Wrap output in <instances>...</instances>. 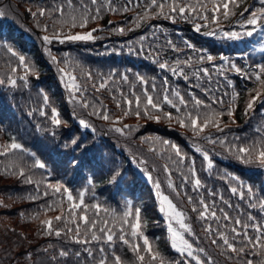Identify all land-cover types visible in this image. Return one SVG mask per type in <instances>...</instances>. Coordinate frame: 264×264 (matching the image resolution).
<instances>
[{"label":"trees","instance_id":"obj_1","mask_svg":"<svg viewBox=\"0 0 264 264\" xmlns=\"http://www.w3.org/2000/svg\"><path fill=\"white\" fill-rule=\"evenodd\" d=\"M82 2L91 6L90 0ZM127 2L113 0L114 6L120 11L105 10L100 18L89 20L87 26L81 28L78 25L73 27L70 22L62 24L60 21L64 17L54 11L63 4L65 17L69 13L78 15L79 8L74 12L67 6L66 0H0V13H3L0 15V80L4 81L0 84V152L13 138L23 148V151L16 150L7 156L0 155V218L12 222L0 225V264L16 262L14 250L8 243L15 233L18 234L17 239L24 238L31 247H36L32 255H42L44 264H93L92 258L83 251L85 246L72 239L75 236V224L82 213L77 211L76 221L71 219L63 188L72 192L74 202L77 203L80 192H84L89 219L98 220V227L102 226L99 221L107 220L109 227L115 224L113 231L119 228L129 205L133 211L140 208V231L147 236L152 248L151 253L143 250V237L138 241L133 240V243L138 242L142 246L140 255L145 257L143 264H177L178 261H185L187 258L171 247L166 217L158 207L155 188L157 180L161 183V191L169 195L178 208L185 212L186 221L195 233L186 237L194 248L205 249L204 253H199L201 259L211 256L215 264H241L239 259H229L228 254L211 243L214 237L204 232L206 224L198 219L197 213L191 211L192 205L186 199L176 197L168 187L169 177L164 171L165 165L172 173L170 179L180 189L181 175L188 173L189 165L194 161L197 176L201 180L200 193L206 201L213 199L208 195L210 189L222 194L233 205V208H228L219 202L218 196L215 197L217 207L225 208L230 216L239 215L246 221L247 216L251 215L257 223H264V209L261 208L264 203V168L256 163L244 164L228 150L226 144H213L204 139L211 135L213 139L227 137L229 142H233V137L239 136V143L247 145L250 141L264 137V103H257L254 110L245 114V106L250 98L249 89L260 86L254 79L248 80L242 73L230 69L220 59L221 56H227L229 62L235 63L242 72L249 65L264 63V31L258 29L252 37L232 40L222 34V31L250 30L251 26L240 27L243 22L240 13L244 8H259V0H238V7L229 4L235 14L227 20L222 16V0H177L180 6L196 7L200 13L208 9L209 22L206 26L205 21L191 12H187L190 19L179 15L169 17L167 6L163 15H157L159 9L149 8V0H139L138 6L129 4L128 10L124 11L123 6ZM73 3L79 5L81 0H73ZM217 4L221 5L215 13L219 17V24L211 22L210 10ZM40 8L52 12V15L46 13L44 16L33 17L29 9L35 12ZM138 15L143 19L137 20ZM197 24L201 25L200 31H196ZM44 25H48L47 31ZM92 29H97L92 33L95 38L88 41L60 43L53 39L51 43H45L42 40L45 35L53 37L59 33L63 38L64 35L89 32ZM209 31H215L216 34H204ZM168 41L179 50L174 51L169 47ZM186 42L192 47H187ZM8 47L17 55L8 52ZM157 53L160 62L167 61L170 66L177 59L184 66L183 62L191 58L192 67L185 66L189 80H184L179 74L173 75L167 69H160L156 62ZM20 55L25 57L31 71L26 72L18 66ZM202 55H212L214 60L209 62L205 59L201 62L199 58ZM52 57H56L57 62H53ZM213 65L216 69H213ZM12 68H17V71L13 73ZM197 68L209 69L213 89L211 95L217 99L223 97V105L213 103L210 95L195 87L198 82L208 87L206 79L197 81L192 76ZM61 69L75 76L77 83L85 85L87 91L76 93L73 100L72 89L66 86L68 76ZM88 73H91L92 80L86 79ZM25 75L26 81L20 79ZM124 75L128 77L127 82L121 79ZM9 77L16 80L15 86L8 83ZM165 78L167 85L164 84ZM104 79H109L107 87L95 91L92 85L98 86ZM229 80L231 86L228 85ZM217 85L220 86L218 91ZM165 87L170 90V98L175 101L171 90L179 91L190 106L188 93L191 89L199 99L210 105L207 109H201V112L215 113L214 119L224 131L210 124L197 136L190 127L181 126L176 121V110L167 104L163 105V111L172 113L171 120L151 109L149 111L152 115L161 117L159 120L144 115L138 117L135 114V103L130 114L124 115L128 106L123 97L134 101V96L130 95L134 91L141 96L143 108L144 89L155 101L160 102ZM233 94H238L235 101L231 100ZM45 95L48 97L47 105L43 100ZM82 100L94 104L96 109H106L110 120L92 115L93 107L82 108L79 103ZM117 100L121 101L120 107H117ZM229 105L234 109L231 116L227 113ZM53 107L57 109L61 120L59 126H53L50 119L40 115L43 109L47 117H50ZM221 111L223 115H219ZM117 117L120 118L119 122H115ZM80 120H85L90 127L80 125ZM125 125L128 128L123 133L114 130L124 128ZM257 129L262 131L258 133ZM74 139L76 145L72 144ZM164 141H168L169 145ZM170 144H176L181 154L187 157L182 165L173 163L178 158ZM197 148L209 153L211 168L201 152L196 151ZM72 158L79 161V167L74 168L69 163ZM36 160L44 163L45 168L33 167ZM20 168L24 169L25 177H20ZM149 175L152 179L148 178ZM28 177H31L32 183L25 182ZM49 184L62 185L61 193L48 188ZM231 187L243 191L245 198L241 200L238 195H233L229 191ZM248 188L252 189L251 193L247 191ZM180 190L197 198L191 185ZM44 192H48V195L44 196ZM250 202L256 204V207H249ZM95 205H99V209ZM236 205H239L238 210ZM62 212L68 220L67 224L54 219ZM217 215H220L219 211ZM49 218H53L54 228H72L73 231L62 233L60 237L46 235L42 221ZM209 222L213 228L216 227L214 221ZM80 227L83 232V225ZM249 235H254L251 229ZM88 247L96 249L98 245L93 243ZM105 247L107 251V245ZM60 250L68 251L69 255L60 256ZM76 252L81 255L77 257ZM115 252L121 256L122 264H140L131 249L119 241L116 242ZM152 256H156V259L153 260ZM262 260L264 254L257 252L255 264H260Z\"/></svg>","mask_w":264,"mask_h":264},{"label":"snow or ice","instance_id":"obj_2","mask_svg":"<svg viewBox=\"0 0 264 264\" xmlns=\"http://www.w3.org/2000/svg\"><path fill=\"white\" fill-rule=\"evenodd\" d=\"M67 6L75 12L77 8H79V14H72L69 13L68 17H65L64 13V5L61 4L58 8L54 11L58 12L61 17H64L60 22L67 23L70 22L73 27L79 26L81 28L86 27L89 20H95L100 18L101 13L105 10L111 12H117L121 9H118L114 6L113 0H90V7L85 5L82 0L79 5L73 3V0H66ZM260 7L255 8L254 10L251 8H244V11L240 13V17L242 18L243 22L241 23V28H246V26H251L250 30H246L243 32L236 31V30H229V31H222V34L227 39H241L244 36L252 37L254 33L257 32L258 29L264 31V0H259ZM129 4H136L139 5V0H128V2L123 6V10H128ZM229 4H232L238 7V0H222V16L225 20H227L230 15H234L235 13L230 10ZM167 6L168 8V16L171 18H175L176 15L181 16L184 19H190L191 17L187 14V12H191L196 14V17L205 21V26L207 22H209V10L205 8L203 13L198 12L196 7H189L187 5L180 6L177 0H149L148 7H156L159 9V12L156 13L157 15H163L164 9ZM204 7V5H201ZM221 8L220 4H217L215 8L210 10L212 12L211 22L215 24H219V17L215 14ZM187 10V11H186ZM31 15L33 17L37 16H44L46 13L48 15H52V12H47L46 9L40 8L38 11H31L29 9ZM246 19H244L245 15ZM3 15V13H0ZM145 16H147V12H145ZM137 20L143 19L141 16H137ZM109 23H112L109 21ZM39 26V24H38ZM48 25H44V30L47 31ZM201 25H196V31H200ZM119 31L123 32L124 29H118ZM97 29H92L89 32L84 33H76V34H69L64 35L61 38V35L57 33L53 37H49L47 35L42 37V40L45 43H51L53 39L57 40L60 43H64L66 41H88L92 40L93 32H96ZM205 35L214 36L216 33L215 31L205 32ZM144 37L141 38L143 40ZM168 46L172 47L174 51H178L179 49L171 42L168 41ZM186 46L191 48L192 45L186 42ZM7 51L12 53L13 56H16L17 53L11 48L8 47ZM157 60L156 62L159 65L160 69H167L173 75H181L184 80H189V75L185 74V66L188 68L192 67L191 58L183 62L184 66H181V61L177 59L174 62V65L170 66L167 61L160 62L157 53ZM209 62L214 60L212 55L207 56H200L199 60L202 62L204 60ZM221 61L227 63L230 69H234L237 73H242L244 77L248 80H255V82L260 86L257 89H249L250 98L248 99L246 106H245V114H248L250 111L254 110V107L257 103H264V63L255 64L254 66L249 65L248 69L242 72L240 67H237L235 63H230L229 58L227 56H221ZM53 62L56 61V57H52ZM18 66L22 67L26 72L31 71L32 69L26 63L25 57L20 55L18 57ZM223 64L221 65V68ZM213 69H216V66L213 65ZM17 68H12V72L15 73ZM64 75L68 76V84L66 86L72 89L71 98L75 100L76 93L86 92L87 88L85 85L77 83V78L75 76H71L68 73H65L63 69L60 70ZM223 75V72H220ZM192 76L197 80L200 81L201 79H206L208 87H205L202 83H196L195 87L201 89L205 92L206 95H210L212 102L216 104L223 105L224 100L223 97L217 99L214 95H211L213 89L212 85V78L209 73L208 68H197L193 73ZM20 79L27 80V76L20 77ZM87 80H92L93 77L91 73H88L86 76ZM110 79V78H109ZM109 79H104L99 82L98 86L93 84L92 87L95 91H100L105 89L109 83ZM121 79L125 82L128 81V77L126 75L122 76ZM141 81H143L142 77H139ZM4 83L3 80H0V84ZM8 83L12 86L16 85V80L12 79L11 77L8 78ZM146 83V82H145ZM168 81L165 78L164 84L167 85ZM228 85L231 86L232 82L229 80ZM219 85H217V91L219 90ZM153 90L155 91V85H152ZM254 93V94H251ZM130 95L134 96V101L131 99H127V97H123V93L121 96L123 97L124 103L128 106V110L124 112V115L127 116L130 114L132 109L133 103H135V114L139 117L141 115L147 116L149 119H156L159 120L160 116H154L150 113L151 110H155L156 112L162 113L164 118L169 120L173 119L171 112H164L163 105L167 104L171 106V108L176 110V121L181 126L190 127L191 130L199 136L200 133L204 131L206 127L210 124L217 127L219 131L223 132L224 129L219 128L218 122L214 119L215 113H208V112H201V109H207L210 105L206 104L204 100L199 99L195 92L189 90V98L191 101V106L189 105V101L185 100L184 96H182L179 91L171 90V96L175 97L174 99L170 98V90L165 87L162 99L160 102L154 100L152 95L147 93V89H144V102L143 108H141V96L136 95L135 92H131ZM224 95H228V93H224ZM238 94H233L231 96V100L235 101L237 99ZM114 98V97H113ZM44 104H48V97L45 95L43 97ZM82 108L93 107L92 115H97L103 120H110V116L106 109H96L94 104H90L87 100L79 101ZM121 106V101L117 100V107ZM233 108L229 105L227 109V113L229 116L232 115ZM31 115V113H29ZM40 115L50 119V123L53 126H59L61 124V120L59 119V114L56 108L51 109V116L47 117V113L42 109L40 111ZM219 115H223V111L219 113ZM202 119V122L201 121ZM120 118L117 117L115 122H119ZM80 125L85 128H89L90 125L85 120L79 121ZM128 128V125H125L124 128H115L114 130L117 132H124V129ZM258 133L262 131V129L256 130ZM204 139L208 140L210 143H220L226 144L228 150L233 152L238 160H241L244 164H252L256 163L260 167L264 168V137H261L260 140L250 141L247 145L240 144L239 141L241 137L235 136L233 137V142H229L227 137L224 139H213L211 135L205 136ZM77 141L74 139L72 140V144L76 145ZM166 145H169L168 141H164ZM170 147L174 150L175 156L178 158L174 160L173 163L182 165L184 161L187 159L185 155L181 154V150L176 144H170ZM16 150L23 151L22 145L20 143L13 141L3 146V151L0 152V155H10L15 153ZM196 151L201 152L203 159L208 162V167H212V161L209 158V153L207 151H202L200 148H197ZM171 159V157H169ZM69 163L74 167H79V161L75 158L69 160ZM143 163V162H141ZM33 167L45 168V164L39 160H36ZM164 171L168 175V187L173 190L176 197H182L186 199L189 204L192 205L191 211L197 213L198 219L204 221L206 226L204 227V232L213 236L214 238L211 240L213 245L221 248L223 253L228 254L229 259L237 258L241 261V264H255L254 258L259 252L260 254H264V223H257L255 218L251 215L247 216V220L243 221L239 215L232 217L229 215L225 208L217 207V200L215 197H219V202L225 205L228 208H233V205L230 201L225 200L222 194H218L213 192L212 190H208V195L213 197L212 200L206 201L204 195L200 193L201 188V180L197 176L195 163L194 161L189 165L188 173L181 175V184L180 189H184L186 185H191L192 192L197 194V198L194 199L192 195H189L187 191L181 192L180 189L172 182L170 179L172 173L169 171L167 165L164 166ZM20 177H25L26 173L23 168L19 169ZM152 179L151 175L148 177ZM26 183H32L31 177H28L25 181ZM39 187V185H37ZM48 188H52L55 193H61L63 188L62 185H47ZM155 188H156V197L159 202V211L163 213L167 220V231L170 234V243L171 247L175 249L177 252L185 256L187 259L185 261H178L177 264H192L194 261L195 264H205V260L207 264H215V261L212 259L211 256H207L205 260L201 259L199 253H204L205 249L203 248H194L193 243L186 238L187 235H195L192 232L191 225L186 221V214L184 211L178 208L177 204L173 202V200L169 197V195H165L163 191H161V183L159 180L155 181ZM229 191L233 195H238L241 200L245 198V194L243 191H239L237 187H231ZM249 193L252 192L251 188L247 190ZM63 192L66 194V199L68 201V215L71 217L73 221H76V213L77 211L81 212L82 214L79 215L78 222L75 224V236L72 237L75 243L84 245L83 251L87 253L88 257L92 258L93 264H122L121 256L117 255L115 252L116 242L119 241L120 243L127 245L131 251L135 254L137 261L140 264H143L145 257L140 255L142 246L140 243L136 242L133 243V240H139L140 237H143V250L151 253L152 248L147 236L143 235L140 231L141 228V209L140 208H131L129 205L128 210L124 212L123 217L120 221V226L116 231H113L115 228V224L111 227L108 225L107 220L99 221L102 225L98 227V220H90L87 215L88 205L84 204V192H80L79 194V202H74L73 194L67 188H63ZM44 196L48 195V192L43 193ZM35 199V197H31ZM63 199V197H62ZM49 208L52 207L51 204L48 205ZM97 209H99V205H95ZM249 207H256V204L249 203ZM235 208L238 210L239 205H236ZM261 208L264 209V203L261 204ZM217 211H219L220 215H217ZM98 215V213H97ZM132 218V219H130ZM55 221H64L67 224L68 220L63 214L56 216ZM134 219V222L132 220ZM209 221H214L216 223V227H212V223ZM223 221V223H222ZM42 225L44 226V231L46 235H55L56 237H60L62 233L67 234L73 231L72 228L60 229L53 227V218H49L45 221H42ZM81 225H83L84 231H81ZM231 225V226H230ZM126 228L128 231H126ZM254 233V235H249V230ZM99 233V234H97ZM83 237V238H81ZM97 244L98 247L93 249L88 247L91 244ZM107 245V251L106 247ZM47 251V249H45ZM59 255L62 257H67L69 255L68 251L60 250ZM75 255L79 257L81 255L80 252H76ZM52 259H55L53 257ZM152 259L155 260L156 256H152ZM260 264H264V260L260 261Z\"/></svg>","mask_w":264,"mask_h":264},{"label":"rangeland","instance_id":"obj_3","mask_svg":"<svg viewBox=\"0 0 264 264\" xmlns=\"http://www.w3.org/2000/svg\"><path fill=\"white\" fill-rule=\"evenodd\" d=\"M66 82H67L66 84H68V77H67V81ZM158 207H159V205H158ZM2 219L8 220V221L5 222ZM8 222L12 223L7 218H0V225H4L5 223H8ZM17 236H18V234L15 233L14 237L12 239L9 238V241H8V243L12 246V248L14 250L13 251L14 252V257L16 259L15 264H44V262H43L44 259H43L42 255H40V254L32 255V252L36 249V247H31L29 245V241L24 239V238L17 239ZM1 251H2V247L0 245V252Z\"/></svg>","mask_w":264,"mask_h":264}]
</instances>
